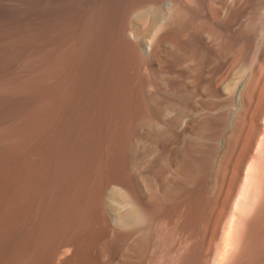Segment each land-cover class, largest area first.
<instances>
[{
	"label": "bare ground",
	"instance_id": "1",
	"mask_svg": "<svg viewBox=\"0 0 264 264\" xmlns=\"http://www.w3.org/2000/svg\"><path fill=\"white\" fill-rule=\"evenodd\" d=\"M263 24L0 0V264H264Z\"/></svg>",
	"mask_w": 264,
	"mask_h": 264
},
{
	"label": "rangeland",
	"instance_id": "2",
	"mask_svg": "<svg viewBox=\"0 0 264 264\" xmlns=\"http://www.w3.org/2000/svg\"><path fill=\"white\" fill-rule=\"evenodd\" d=\"M263 27H264V24H263ZM152 38H153V35H150V36L148 37L149 40L152 39ZM104 63H105V62H104ZM242 79H243V78H241L240 80H242ZM0 147H1V145H0ZM233 148H234L233 146H230V147H229L230 151H232ZM2 151H3V148L1 147V148H0V153H1V154H0V163H1V161L3 160V158H4V157H3L4 154H2V153H3Z\"/></svg>",
	"mask_w": 264,
	"mask_h": 264
}]
</instances>
